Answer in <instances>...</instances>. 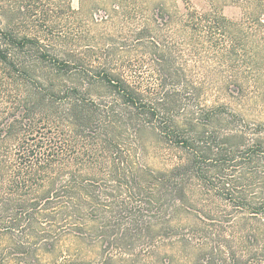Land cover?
<instances>
[{"label":"rangeland","instance_id":"obj_1","mask_svg":"<svg viewBox=\"0 0 264 264\" xmlns=\"http://www.w3.org/2000/svg\"><path fill=\"white\" fill-rule=\"evenodd\" d=\"M90 2L96 4L92 11ZM72 6L79 11L76 22L45 28L49 38L42 37L51 60L68 64L61 88L53 95L55 102L68 103L64 91L73 83L83 85L88 91L87 98L102 106L115 101L113 93L100 80L83 82L85 68L124 77L141 86L144 98L153 101L161 97L153 78L155 73L180 74L190 80L196 96L181 101L180 111L175 115L184 116L188 108L193 112L211 110L214 113L211 123L197 128L217 146L231 147L239 154L255 146L253 151L259 161L249 171L256 172V178L249 175L243 178L239 169L226 171L224 178H241L236 186L229 183L227 189L234 198L245 200V206L263 205L264 28L251 20L252 12L234 0H83L82 8L79 0H72ZM205 16L230 21L225 31L214 32L212 44L207 42L203 30L194 32L192 28ZM234 30L241 33V39L234 42L236 47L232 50L231 40L223 35ZM255 54L257 59L250 61ZM47 67L36 65L29 84L18 78L8 83L3 89L8 101L0 99V108L8 104L22 106L25 100L22 91L26 88H45L39 78ZM8 118L13 117L1 121ZM40 125L45 136L52 140L50 144L64 147L69 143L67 136L52 137L49 124L41 121ZM55 125L52 127L56 129ZM58 126L67 135L66 125ZM156 127V123L144 125L140 141L133 132H128L126 143L108 155L102 168L89 169L65 161L48 173L33 177L30 184L36 190L29 198L38 200L39 209L51 214L50 217L16 210L12 205L6 208L16 197L2 195L0 264H104L106 256L112 259L108 264H226L223 251L242 252L251 245L259 251L264 247V236L256 244L246 240L249 230L264 227V218L252 217L247 207L233 208L231 202L218 198L220 191L188 187L185 192L193 200L188 207L166 198L162 205L153 204L149 208L141 203L138 190L117 181L110 168V162L117 156L128 161L131 155L137 168L143 169L142 164L153 171L168 170L178 163V151L165 143ZM14 144L10 146L8 159L16 163ZM151 192L145 189L142 194ZM79 201L86 202L89 216H60L64 210L74 211ZM124 207L141 211L139 223H132L133 216L121 211ZM121 233H128L131 238L125 243H115L116 235ZM198 238L205 248L201 253L193 248ZM215 248L221 253L217 254Z\"/></svg>","mask_w":264,"mask_h":264},{"label":"trees","instance_id":"obj_2","mask_svg":"<svg viewBox=\"0 0 264 264\" xmlns=\"http://www.w3.org/2000/svg\"><path fill=\"white\" fill-rule=\"evenodd\" d=\"M79 1L82 8L83 0ZM234 2L251 11V20L260 28H264V0H234ZM90 3L89 11H92L96 4ZM78 15L79 11L73 8L72 0H0V99L8 101V96L3 91L8 83L18 78L29 84L31 76L34 75V67L40 63L48 65V70H45V74L39 78L45 88L39 90L26 88L22 91L25 97L22 106L15 107L8 104L0 108V198L4 194L16 197V200L7 204L6 208L12 205L16 210H27L39 215L42 213V216L50 217L51 214L39 209L38 200L33 201L29 198L36 190L30 184L33 177L48 173L55 165L64 164L65 161L89 169L102 168L108 155L118 151L120 146L126 143L128 132H133L132 135L134 134L140 141L143 126L156 123V129L165 143L171 149L178 151L177 164L171 169L158 171L141 164L143 169H140L131 161V155L127 161L116 153L117 157L110 162L111 171L117 181L138 190L136 194L142 197L141 203L150 208L155 206L153 204L162 205L163 199L168 198L178 202L182 207L184 205L188 207L193 200L185 192L186 188L202 187L207 191H220L217 194L218 198L231 202L233 208L239 210L241 206L247 207L245 209L252 217L264 218V204L257 207L245 206V200L234 198L227 189L229 183L234 182L236 186L238 179L241 178H224L226 171L236 172L238 169L243 178L248 175L252 179L256 178V172L249 171L250 166L259 161L258 154L253 151L255 146L241 154L232 151L231 147L226 146L227 148L224 149L220 145L217 146L203 130L197 128L211 123L214 117L211 110L202 109L193 112L188 108L184 116H176L175 114L180 111V102L187 100L190 95L196 96L190 80L180 74L156 72L153 78L159 88L157 93L161 97L153 101L144 98L141 86L132 84L124 77L85 68L82 74L83 82L89 83L91 79L100 80L113 93L115 101L102 106L87 98L88 91L83 85L78 86L73 83L64 91L68 103L58 105L55 102L53 95L61 88V79L66 77L63 75L68 69V64L65 63L66 61L51 60L47 46L42 45V39L49 38L44 29L76 22ZM229 23L230 21L224 17L205 16L192 28L194 32L203 30L207 35V42L212 44L214 32L225 31ZM234 31L230 35H223L224 38H229L228 41L231 40L229 45L232 46V50L236 47L233 45L234 42L241 39V33ZM261 36L264 40V34ZM224 44H227V41ZM256 57H258L256 54L251 56L250 61L257 59ZM9 116L13 118L1 121ZM36 117H40L43 119L41 121L51 126L52 137L67 136L69 143L64 147L50 144L52 140L45 136L46 133L40 125L41 121L37 122ZM195 123L197 124L194 125ZM53 124H57L56 129L52 127ZM59 124L66 125L67 135L63 130H59ZM13 142L17 147L14 154L16 163L8 159ZM142 149L145 151L144 148ZM145 189H151L152 192L144 196L142 192ZM121 211L133 216L132 223H139L140 210L134 212L132 208L124 207ZM191 212L198 213L193 210ZM63 215H69L70 218L89 216V210L86 202L79 201L74 211L64 210L60 213V216ZM125 217H121V220H125ZM14 219L16 222L19 221V218ZM90 221L95 223L93 220ZM261 227L249 230L246 236L248 243L252 241L256 244L261 236H264V227ZM79 230L83 229L79 228ZM197 237L198 234L194 236L195 239ZM130 238L128 233L117 234L115 243L118 241L125 243ZM196 241L198 244L196 243L193 248L198 253L203 252L205 249L203 242L200 238ZM180 244L182 245V242ZM222 245L218 246L220 250L224 248ZM215 250L218 251L217 248ZM119 251L127 254L122 250ZM223 252L226 255V264H264V247L258 251L255 250L254 245H251L242 252L234 250ZM219 253L221 251L217 252ZM199 255L197 260L201 259ZM111 260L106 256L103 263L108 264Z\"/></svg>","mask_w":264,"mask_h":264}]
</instances>
